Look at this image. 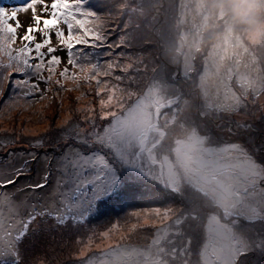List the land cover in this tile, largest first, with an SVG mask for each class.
<instances>
[{"label": "snow or ice", "instance_id": "snow-or-ice-1", "mask_svg": "<svg viewBox=\"0 0 264 264\" xmlns=\"http://www.w3.org/2000/svg\"><path fill=\"white\" fill-rule=\"evenodd\" d=\"M193 9L0 0V118L80 93L60 132L0 143V264H63L64 234L76 264H264V53Z\"/></svg>", "mask_w": 264, "mask_h": 264}, {"label": "trees", "instance_id": "trees-1", "mask_svg": "<svg viewBox=\"0 0 264 264\" xmlns=\"http://www.w3.org/2000/svg\"><path fill=\"white\" fill-rule=\"evenodd\" d=\"M8 0H5V3ZM93 4L98 3V0H92ZM142 32L144 35L150 36L152 39L153 43L149 45H145V48L149 49L152 53V55H159L160 54V45L157 43L159 40V36L156 34H153V29L149 26H143ZM253 51H256L258 54L259 53H264V51L253 49ZM199 60V66L202 65V60ZM70 93H65L64 94V100H63V108L60 106V101L59 99H56L55 102H52L51 104H48L47 101L41 102L39 104H36L34 107L26 109V110H20L16 109L11 111L10 116L12 117H17L23 115L24 119L29 121L31 125H34L35 123H44L46 124L49 129L53 128L55 129L57 125L60 123V120L64 116H69L68 112L69 109H72L76 107V100H73L70 102ZM3 104V101H0V105ZM47 104L48 106H51V108L47 111L48 107H44V105ZM7 112L4 114V118H0V139L4 140L5 143L11 141L16 137L15 133L8 132L6 131V125L9 124L12 120H9L10 117ZM10 125V124H9ZM22 125V124H21ZM15 127L14 125H10ZM62 127V124L58 125V129ZM48 129V131H49ZM58 130L56 129L55 132ZM45 135V133H43ZM18 135L21 137L22 142L24 144H27L26 138L27 137H34V135ZM3 137V138H2ZM1 142V140H0ZM166 198L164 196H161L155 201V204H160L161 206L164 204ZM168 203H175V201H172L171 199L167 200ZM122 213H117L112 210H108L104 216L99 217L97 220L94 221V223L100 224L102 221L106 219H111L115 220L118 215H121ZM146 231H151V229H146ZM64 238L67 240L69 247L64 248V249H57L61 253L59 256V259L63 262V264H76L74 258L69 254L71 245L74 243V238H68L67 234H64ZM61 240V233H52L51 235H43L39 237L35 241V247H32L31 245L29 246L30 252L32 254H41L50 244H53L54 242L60 241ZM91 255V253H90Z\"/></svg>", "mask_w": 264, "mask_h": 264}, {"label": "clouds", "instance_id": "clouds-1", "mask_svg": "<svg viewBox=\"0 0 264 264\" xmlns=\"http://www.w3.org/2000/svg\"><path fill=\"white\" fill-rule=\"evenodd\" d=\"M193 23L223 19L250 49L264 51V0H192Z\"/></svg>", "mask_w": 264, "mask_h": 264}, {"label": "rangeland", "instance_id": "rangeland-1", "mask_svg": "<svg viewBox=\"0 0 264 264\" xmlns=\"http://www.w3.org/2000/svg\"><path fill=\"white\" fill-rule=\"evenodd\" d=\"M191 2H192V0H191ZM5 6L8 7V8H11V7H14V6H18V0H8L5 3ZM177 15H178V13H177ZM192 16H193V13L189 17V27L193 24ZM18 19H19L20 24L22 25V27L18 29V32L20 34H23L25 29L32 23V21H31V12L29 11L28 13H20V14H18ZM196 22H198V20ZM243 60H244L245 63H247L250 60V57L245 56L243 58ZM196 65H197V67H202V65L199 66V60L196 61ZM79 95H80L79 92L70 93V99H69L70 102L73 101V100H76V97L79 96ZM52 102H55V100H53ZM86 103H88V101H81L80 102L81 105L86 104ZM47 107H48L47 108V111H48L51 108V106H47ZM23 117H24L23 115L17 116V117L16 116L15 117L10 116L9 120H12V121L9 124L10 125H14L15 127L10 126L9 124H7L5 126L6 127V131L15 133L16 136H18V133L20 135H34V137H27L26 138V142L27 143L28 142H36L41 137H45V136L50 135V133L48 131L49 127L46 124L38 122V123H35L34 125H31L29 123V121L25 120ZM69 121H70V117L69 116H64L60 120L59 124L60 125L62 124V126H63V125H65L66 122H69ZM58 125H57V127H58ZM57 127L55 128V130L57 129L58 130L57 133H58V132L61 131V128L58 129ZM0 131H1V129H0ZM43 133H45V135ZM53 138L55 139V136H53ZM0 140H1L0 143H5L4 140H2V139H0ZM22 150L27 151V148H24ZM241 223L243 224V223H246V222L242 221ZM256 227H259V224H257Z\"/></svg>", "mask_w": 264, "mask_h": 264}]
</instances>
